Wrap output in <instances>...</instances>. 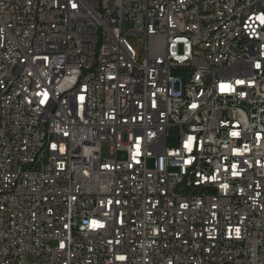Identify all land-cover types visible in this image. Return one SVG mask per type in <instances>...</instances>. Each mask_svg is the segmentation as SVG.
<instances>
[{"label":"built area","instance_id":"2783aa9c","mask_svg":"<svg viewBox=\"0 0 264 264\" xmlns=\"http://www.w3.org/2000/svg\"><path fill=\"white\" fill-rule=\"evenodd\" d=\"M0 264H264V1L0 0Z\"/></svg>","mask_w":264,"mask_h":264},{"label":"rangeland","instance_id":"374dc122","mask_svg":"<svg viewBox=\"0 0 264 264\" xmlns=\"http://www.w3.org/2000/svg\"><path fill=\"white\" fill-rule=\"evenodd\" d=\"M122 31L125 34L124 37H125L127 43L132 47V49L135 52L136 61L138 63L142 62V60L144 58V52H145V40L142 37H137V36L133 35V26L131 23H124L122 26ZM168 145L170 147L176 146L177 145V138L176 137H170L168 139ZM109 148H110L109 143L105 142L102 144V157L103 158H111ZM119 158L122 159L123 155L120 154ZM27 261L32 262V261H34V258L28 257Z\"/></svg>","mask_w":264,"mask_h":264}]
</instances>
